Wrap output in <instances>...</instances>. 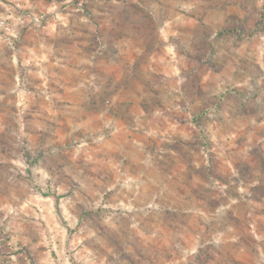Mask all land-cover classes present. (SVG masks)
I'll return each mask as SVG.
<instances>
[{"label": "rangeland", "instance_id": "obj_1", "mask_svg": "<svg viewBox=\"0 0 264 264\" xmlns=\"http://www.w3.org/2000/svg\"><path fill=\"white\" fill-rule=\"evenodd\" d=\"M0 264H264V0H0Z\"/></svg>", "mask_w": 264, "mask_h": 264}, {"label": "trees", "instance_id": "obj_2", "mask_svg": "<svg viewBox=\"0 0 264 264\" xmlns=\"http://www.w3.org/2000/svg\"><path fill=\"white\" fill-rule=\"evenodd\" d=\"M72 4H75V2H72Z\"/></svg>", "mask_w": 264, "mask_h": 264}]
</instances>
